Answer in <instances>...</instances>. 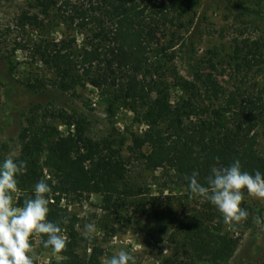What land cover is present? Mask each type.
<instances>
[{
	"label": "trees",
	"instance_id": "trees-1",
	"mask_svg": "<svg viewBox=\"0 0 264 264\" xmlns=\"http://www.w3.org/2000/svg\"><path fill=\"white\" fill-rule=\"evenodd\" d=\"M26 1L31 10L19 18L23 28L44 31L58 23L83 38L80 49L76 36L33 42V58L56 77L63 91L89 85L107 93L110 108L133 113L146 126L143 134L133 137V151L147 170H158L169 161L188 197L185 176L193 171L207 186L213 167H227L239 159L242 171L264 175V155L258 150L264 90L256 97L240 87L228 91L217 78L200 73L187 80L157 58L161 24L181 11L176 0ZM173 89L180 93L177 101H173ZM61 118L68 125V135L30 121L21 136L22 152L14 162L25 161L26 168L16 177L21 193L18 207L34 198L35 184L46 179L52 186L47 218L59 222L68 241L56 253L62 261L53 264H101L103 248L97 239L82 235L80 218L63 200L97 195L102 198V209L110 212L138 194L128 186L125 162L110 141L89 137L82 118ZM158 201L153 198L150 206L155 209L157 232L168 233L174 224L171 238L173 242L179 239L177 252L164 264H190L187 258L202 264H228L239 242L223 232L224 222L215 223L223 219L215 205L204 200L202 210L179 216L158 207ZM242 209L249 211L246 206ZM46 238L40 237L41 241Z\"/></svg>",
	"mask_w": 264,
	"mask_h": 264
},
{
	"label": "rangeland",
	"instance_id": "rangeland-1",
	"mask_svg": "<svg viewBox=\"0 0 264 264\" xmlns=\"http://www.w3.org/2000/svg\"><path fill=\"white\" fill-rule=\"evenodd\" d=\"M176 3L181 11L170 14L158 32L157 58L187 80L200 73L217 78L228 91L240 87L256 97L259 90H264V0ZM30 10L26 0H0V166L6 158L15 160L20 156L21 136L30 121L39 127L45 124L58 128L68 135V125L61 117L82 118L89 137L99 142L108 140L119 152L125 162L127 184L138 195L110 212L102 209V198L97 195L62 203L80 218L83 236L86 224L95 225L91 237L104 250L101 264L121 249L133 255L136 264H164L177 252L179 239L172 241L174 224L168 233L157 232L151 200L157 198L158 207H166L179 216L202 210L205 201L196 202L186 195L169 161L158 170H147L136 158L133 137L143 134L146 126L133 113L110 108L107 93L92 86H74L69 91L59 87L56 77L31 55L32 43L76 36L80 49L83 38L58 23L44 31L23 28L19 18ZM172 96L177 101L179 91L173 89ZM258 134V150L264 155V125ZM12 195L13 206L18 207L21 193ZM243 206L249 209L247 218L223 226V232L239 242L228 264H264V199L249 196L244 190L240 207ZM256 217L261 218L260 224L255 222ZM217 222H224V218ZM31 242L39 257L34 264L62 261L61 256L44 248L40 237H33ZM190 260L187 258L190 264H202Z\"/></svg>",
	"mask_w": 264,
	"mask_h": 264
},
{
	"label": "clouds",
	"instance_id": "clouds-1",
	"mask_svg": "<svg viewBox=\"0 0 264 264\" xmlns=\"http://www.w3.org/2000/svg\"><path fill=\"white\" fill-rule=\"evenodd\" d=\"M217 161L219 158H216ZM26 168L25 161L14 162L9 157L0 166V264H34L39 257L36 255L33 237L46 236L42 240L44 248H51L60 253L66 248L67 237L62 234L59 222L48 220L49 198L52 186L46 179L35 184L34 198L24 201L22 207L13 206V193L18 191L17 175ZM199 173L193 171L185 176L188 181L189 198L201 197L215 205L223 215L224 223L232 225L240 223L248 216V212L240 207L244 200V190L252 197L264 199V175L259 171L250 174L241 170V163L236 159L227 167H213L206 178L207 186L198 181ZM47 179H51L48 177ZM69 222L68 218L62 221ZM255 222L261 223L256 217ZM95 225L84 226V236L91 239ZM167 249H165V252ZM136 264L135 257L121 249L115 255L104 261V264Z\"/></svg>",
	"mask_w": 264,
	"mask_h": 264
}]
</instances>
